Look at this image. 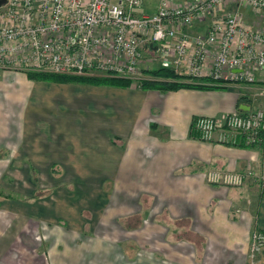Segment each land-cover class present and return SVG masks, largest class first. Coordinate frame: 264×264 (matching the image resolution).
Instances as JSON below:
<instances>
[{"label":"rangeland","instance_id":"374dc122","mask_svg":"<svg viewBox=\"0 0 264 264\" xmlns=\"http://www.w3.org/2000/svg\"><path fill=\"white\" fill-rule=\"evenodd\" d=\"M229 3V11L237 9L235 6L239 4L238 0ZM243 12L246 23L255 16ZM144 53L138 68L123 67L117 72L93 70L77 76L87 79L115 76L129 79L130 87L144 90L158 89L153 85L146 87L148 80L195 81L183 69L164 67L160 52ZM160 68L173 70L177 77L154 74ZM28 71L54 73L44 69L0 67V264H240L238 252L243 253L244 249L246 260L256 257V247L260 244L257 238L260 230L255 224L256 206L259 197L264 195L261 176L249 178L243 184L213 183L208 179L210 173L235 170L206 165L202 174L206 183L216 190L195 195L198 200L186 196L185 207L180 205L181 196L177 195L130 194L132 202L130 199L126 204L118 202L115 193H118L119 173L103 170L97 149L93 151V158H71L70 152L78 140H61L56 136L63 123L73 127V115L59 111L61 122H56V116L51 113L45 119L41 117L44 103L40 106L34 99L38 94L37 84L57 82H35L28 77ZM209 79L202 84L221 88L236 86L234 81L211 83ZM57 84L73 85V82ZM253 85L258 93L252 98H242L248 103L264 104V81L256 80ZM98 86L122 89L109 84ZM180 88L184 87L161 90ZM68 104L73 107V101ZM236 111L205 116L222 120L226 114ZM221 123L222 127L228 126ZM31 129L43 136L46 134L39 137L42 156L34 153L38 141L36 137H28ZM109 140L114 148L122 145L118 136ZM93 141L92 148H96L101 139ZM224 144L244 146L240 141ZM53 149L61 151L65 158L54 154ZM253 172L264 175L256 169ZM75 196L81 200L73 202ZM76 206L80 212L74 210ZM187 206L192 207V210L187 208L190 213L179 211ZM73 212L81 213L86 224L81 231L73 229Z\"/></svg>","mask_w":264,"mask_h":264},{"label":"built area","instance_id":"2783aa9c","mask_svg":"<svg viewBox=\"0 0 264 264\" xmlns=\"http://www.w3.org/2000/svg\"><path fill=\"white\" fill-rule=\"evenodd\" d=\"M229 1L161 0L156 12L139 14L144 0H7L0 6V67L78 75L117 72L138 68L147 46L161 53L164 67L183 69L196 79L253 84L264 71V0H238L260 18L256 24L244 22L240 10L226 9ZM205 22L206 34L195 33L196 25ZM227 114L222 120L198 116L193 131L203 141L264 148L263 110ZM253 169L216 171L208 179L227 185L264 179ZM257 238L260 250L264 232Z\"/></svg>","mask_w":264,"mask_h":264},{"label":"crops","instance_id":"0c3cea01","mask_svg":"<svg viewBox=\"0 0 264 264\" xmlns=\"http://www.w3.org/2000/svg\"><path fill=\"white\" fill-rule=\"evenodd\" d=\"M171 1L180 4L188 0ZM158 3L159 0H146L143 12L154 13ZM229 5L226 8L228 10ZM236 5L235 10L243 14V10H250ZM252 17L251 24L259 23L260 18ZM208 25V22L198 23L195 33L206 34ZM257 76L259 81H264V71L258 72ZM37 89L35 102L39 101L40 106L44 103L41 117L45 119L44 116L51 113L56 116V122H61L59 111H69L73 115V127L63 123L60 125L62 130L58 135L55 134L61 140H78L70 152L71 158H93V151L97 149L103 170L119 173L118 193H114L118 202L123 204L128 203L129 199L132 202L130 194L177 195L181 196L178 200L180 205L185 207L188 205L184 203L186 196L198 200L195 195L216 190L206 183L202 174L206 165H222L223 169L235 171H243L252 166L264 172V148L227 145L216 139L203 141L192 128L194 118L199 115L220 116L235 110L250 112L257 108L264 109V104L245 102L244 98H252L258 93L253 84L224 89L180 88L162 91L40 82ZM71 101L73 107L68 104ZM28 135L30 139L37 138L38 149L34 153L42 156V138L39 137H46V134L43 136L39 131L31 129ZM114 136L122 141V145L119 144L117 148L109 143V138ZM98 139H101L100 143L92 148L93 140ZM68 149H71V144ZM52 152L65 158L61 151L53 149ZM105 165L107 168H104ZM78 200H81L79 196L73 197V202ZM257 203L255 224L260 232H264V195L259 197ZM98 208L99 211L101 207ZM187 208L192 210L191 206H187L179 211L190 213ZM78 209L77 206L74 208L80 212ZM80 215L73 212L75 231H81L86 226ZM257 252L254 259L246 260L243 256L246 250L243 253L239 250L238 262L264 264V245Z\"/></svg>","mask_w":264,"mask_h":264},{"label":"trees","instance_id":"16d2710c","mask_svg":"<svg viewBox=\"0 0 264 264\" xmlns=\"http://www.w3.org/2000/svg\"><path fill=\"white\" fill-rule=\"evenodd\" d=\"M160 2H161V0H159V3H158L159 5H160ZM145 3H146V0H144L143 6L138 8V11L140 12V13L138 12L139 14L144 13L143 8L145 6ZM158 8H159V6H158ZM209 22H210V20H209ZM142 51H143V53L147 52V51L150 53L153 52L152 48H149L147 46L143 47ZM54 73H56V72H54ZM54 73L52 74V73H47V72L28 71L27 75L30 79L34 80L35 82H39V81L43 80V81H51V82H57V83L73 82V83H81V84L90 83L93 85H99V84H105V85L107 84L108 85L109 84V85H112L114 87H122V88L130 87V85L132 84L129 79L116 78L115 76L107 77V78H103V77L97 78L96 77V78L87 79V78H84L82 76H77L78 74H76V75H61L62 73H57V74H54ZM154 74L159 75V76L168 77V78L177 77V75L174 74V71L169 69V68H160V69L156 70L154 72ZM205 79L206 78H202V79L194 78V80L197 82H195V81L194 82H180L176 79L167 80V81L148 80L146 82V84H144V85L146 87H148V85L156 86L158 88V90H161L162 88H170V87H184V88L187 87V88H198V89H208V88L209 89H212V88L218 89V88H221L220 86H209V85L202 84V82H204ZM209 81H211V83L212 82H219V81H216L212 78H210ZM146 89H148V88H146Z\"/></svg>","mask_w":264,"mask_h":264},{"label":"water","instance_id":"95a60500","mask_svg":"<svg viewBox=\"0 0 264 264\" xmlns=\"http://www.w3.org/2000/svg\"><path fill=\"white\" fill-rule=\"evenodd\" d=\"M7 2V0H0V6L5 4Z\"/></svg>","mask_w":264,"mask_h":264}]
</instances>
